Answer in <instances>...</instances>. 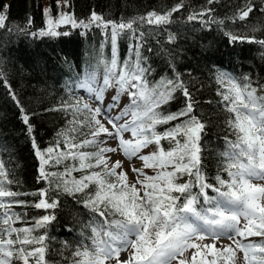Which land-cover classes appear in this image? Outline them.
Wrapping results in <instances>:
<instances>
[{"label": "trees", "instance_id": "obj_1", "mask_svg": "<svg viewBox=\"0 0 264 264\" xmlns=\"http://www.w3.org/2000/svg\"><path fill=\"white\" fill-rule=\"evenodd\" d=\"M246 3L253 4L254 11L240 19L239 12ZM3 5H8L7 9ZM177 5L182 7L173 11ZM48 8L52 11L46 17L44 10ZM261 9H264V0H212L211 3L209 0H68L67 6L60 8L56 7V0H48L47 8L41 0H0V13L6 16V27L0 29V164L3 166L0 171L4 173L0 181L20 194L0 198L5 201L4 206H0V231L9 227L31 229L30 233H13L12 239L17 235H28L33 240L44 237L42 243H17L13 249L30 251L43 247L42 264H77L84 259L77 256V252L95 250L97 237L93 227L106 229L113 221L123 219L111 209L105 210V216L101 217L91 205L85 206L95 194L94 183H89L83 191L75 190L74 180L102 172V168L80 169L79 159L70 157L54 163L60 151H68L65 142L69 138L75 144L92 139V128L86 126L91 113L84 110L87 102L78 87L89 78L104 81L106 75H111V24L107 28L97 27L96 22L89 25L93 13L116 24L136 21L131 30H118L117 67L112 69L115 77L110 81L113 85L120 87L116 80L122 67L125 63L134 65L137 59L146 69L144 79L149 90L160 89L162 81H182L193 104L190 115L204 125L199 139L200 183L227 191L232 181L229 172L237 169L227 168L228 161L222 153L228 150V141H236L237 136L228 123L230 118L234 119V114L225 108L227 102L223 96L229 94L232 82H236L242 88L247 85L254 89L256 97H264V43H261L264 41V11ZM62 11L71 15L78 26L66 22L54 25L59 35H40L41 31L48 32V21L57 18ZM152 12L171 14L166 23L141 21V17L146 18ZM189 16L194 19L190 20ZM80 21L89 26L82 27ZM65 32L68 34L63 35ZM233 36L238 39L233 40ZM173 96V100L156 111L168 115L183 110L187 103L183 89L174 91ZM76 107L81 111L77 112ZM187 120L188 117H182L157 124L155 131L162 134ZM177 139L184 142L182 136ZM174 146L175 141L161 139L159 145L154 143L153 153L160 149L167 152ZM49 147L56 149L53 159H49ZM37 150L42 153L40 157ZM97 150L98 139L97 145L72 151L92 153ZM91 162L95 163L94 159ZM41 167L44 173L56 175L45 178ZM66 169L71 170L69 175H65ZM155 170L152 177L173 169L169 166L167 169L155 167ZM177 177L178 184L192 183L188 193H171L179 197L177 204L191 195L199 201L195 205L197 209L208 207L195 177L186 173H177ZM221 180L225 183L221 184ZM213 187L203 190L208 197L217 196ZM13 199L23 203H7ZM41 200L56 201V206L37 208L35 205ZM99 207L104 210L103 204ZM6 212L15 214L9 224L3 223ZM44 216H49V221L37 226V221ZM112 229L115 230V225ZM254 241L256 244L264 242V235H257ZM256 255L255 264H260L259 257L264 253L257 251ZM8 259L10 264H24L15 252ZM36 259V256L29 257L28 264H36ZM214 260L215 264H228L220 253Z\"/></svg>", "mask_w": 264, "mask_h": 264}, {"label": "snow or ice", "instance_id": "obj_2", "mask_svg": "<svg viewBox=\"0 0 264 264\" xmlns=\"http://www.w3.org/2000/svg\"><path fill=\"white\" fill-rule=\"evenodd\" d=\"M212 0H209L211 3ZM67 6L68 0H64ZM60 0H56V7L60 8ZM8 5H3L7 9ZM182 5H177L173 11L179 10ZM264 11V9H261ZM52 11L51 8L45 9L44 13L47 17ZM207 11H211L208 9ZM254 11V6L251 3H246V6L239 12V18H247ZM171 13L158 15L155 12L148 13L147 17H141V21L147 19L151 23H166ZM204 13H201L203 15ZM189 19L194 17L189 16ZM6 16L0 13V29L6 27ZM31 21H29L30 23ZM70 22L73 27H77V22L69 14H60L58 21L54 23ZM96 22L97 27L107 28L109 24L112 26L111 42L113 45V56L111 68L103 81L104 87H107L110 81L115 77L112 69L117 67L115 46L119 30L133 28L136 21L121 22L116 24L111 21H104L102 17L93 13L89 25ZM53 23V21H49ZM80 25L88 27L83 21ZM54 30L48 32L41 31L40 35L57 36ZM68 33H63L67 35ZM142 36L143 33H140ZM233 40L238 39L232 37ZM264 43V41H261ZM137 56L139 54L137 53ZM146 69H144L139 59L134 65L129 66L127 63L122 67L116 82L120 85V90H129V98L131 108L121 110L115 116L109 114L115 109L119 100L117 97L112 99V107L108 112L103 114L106 116L108 124L111 125V130L97 116L101 115L102 109L97 106L92 109L88 104H84L83 108L91 113V118L86 126L92 128L91 140H84L80 144L71 143L69 138L65 142V148L68 151H60L54 159L55 164H59L61 160L72 158L79 159L80 169L98 167L102 168V172H92L84 175L79 180H74L77 191H83L89 186V183L96 185L94 196L85 202V206H92L93 211H97L101 217L105 216V210L111 209L115 213H119L123 219L113 221L106 229H97L93 227V233L97 237L94 239L95 250L93 252L85 251L77 252V256H83L84 259L78 261L77 264H105V261L116 259L118 264H172L178 256H182L188 248H203L212 249L216 253L215 244L200 245L194 243L196 239L203 240L206 236L212 239L226 237L235 239V237H245L251 235H264V207L257 204V201L264 199V186L254 185L252 179L264 180V97L258 98L255 96V90L250 89L245 85L243 88L236 82H232L229 94L223 96L225 108L230 113L234 114V119H229L228 123L234 129L237 139L236 141H228V150L222 153L227 158V168H236V172H229L232 177L231 183L228 185L227 191H220L213 186L200 183L201 172L198 167L200 163V134L203 132L204 125L197 120L195 116L190 114L193 111L190 94L187 89L183 88L182 81H162L160 89L152 88L149 90L147 82L144 79ZM87 87L91 93L92 87L88 81H84L81 85ZM177 89H183L187 103L186 107L176 113L161 115L156 111L162 104H166L174 99L173 93ZM101 93L96 92V101L99 105ZM141 101L143 103H141ZM81 111L79 107L75 109ZM131 115L130 121L126 120L123 124L119 121L124 120L126 116ZM182 117H188V120L182 124L175 125L171 130L162 134L155 131L157 124L168 123L173 120H179ZM25 123L28 122V117L24 116ZM81 124H85L81 121ZM95 125L93 128L92 126ZM31 128L29 127V132ZM131 133V139L125 140L123 134ZM103 133L111 139L118 140V147L122 150L125 157L131 159L136 156L141 149L149 144H160L161 139H170L175 141V146L167 152L160 149L157 153H152L148 156H139L144 162L145 167H159L167 169L169 166L172 171H161L157 176H144L140 169L133 168L137 173V183L144 187V196H139V190L135 184H127V174L125 172L117 173V169L121 167L120 161H115L111 166L108 164L106 153L116 152L117 148L99 147L96 152H73V149L82 148L86 145H97V137ZM184 137V142L181 143L177 137ZM103 143V142H101ZM35 146V145H34ZM58 148V145H57ZM56 151L55 148L49 147V159H53L52 154ZM38 157L42 153L37 150ZM245 159H241V158ZM94 159L95 163L91 161ZM152 162L151 164L149 162ZM246 161V162H245ZM47 161H42L46 163ZM0 164V169H2ZM70 169L65 170V175L70 174ZM42 175L47 178L48 175H56V173H44L41 167ZM177 173H186L189 177H195L201 188V194L204 197V204L208 207L196 208L199 203L196 197L188 195L182 204H177L179 197L171 195L173 192L185 194L192 187L191 181L187 183H176ZM4 173L0 171V175ZM144 176V179H139ZM109 177H115L114 181ZM219 179V177L217 178ZM148 181L149 183H146ZM224 184V181H220ZM11 183V181H9ZM213 187V191L218 194L216 197H208L203 191L205 188ZM44 193H42L43 195ZM20 195L4 186L3 181H0V198L16 197ZM8 204H20L23 201L9 200ZM5 201L0 200V206H4ZM104 205V210H101L99 205ZM37 208L55 207L56 201L47 203L41 200L35 205ZM257 209L260 215L257 216ZM243 216L247 223L243 228L239 227V218ZM15 218V214L6 212L3 216V223L9 224V221ZM49 216H44L40 221H37V226H42L43 223L49 221ZM259 220V223L256 221ZM105 223L107 221L105 220ZM115 225V230L112 229ZM255 227V231L253 228ZM30 233L31 229H14L7 228L0 231V264H10V258L14 252L24 260V264H28V258L36 256V264H42L43 247H38L32 250L24 248L13 249V245L42 243L44 237L30 239L28 235L23 237L17 235L12 239L13 233ZM102 232V234H101ZM134 237V238H133ZM237 246L244 252L245 260H249V252H252L251 261L257 260V251L264 253V242L260 244L248 243L243 244L239 240L235 241ZM131 249V255L127 260H119V254L122 251ZM226 252H233L231 246L224 249ZM194 253L192 259L195 260ZM234 254V253H233ZM249 261V264H251ZM260 264H264V255L259 257ZM179 264H186L185 259H181ZM201 264H205L201 261ZM215 264V260L211 262Z\"/></svg>", "mask_w": 264, "mask_h": 264}, {"label": "rangeland", "instance_id": "obj_3", "mask_svg": "<svg viewBox=\"0 0 264 264\" xmlns=\"http://www.w3.org/2000/svg\"><path fill=\"white\" fill-rule=\"evenodd\" d=\"M41 2H42L43 7L47 8L48 0H41ZM60 5L62 7L66 6L64 3V0H60ZM62 13L66 14L65 11H62L60 14H62ZM59 18H60V15L57 16V18H55V19L49 20V21H53V23H49V21H48L46 31H49L50 29L54 30L55 29L54 25L58 26V25L65 24V23H59V24L54 23L55 21H58ZM68 23L70 25H72L70 22H68ZM85 25H88V24H85ZM109 26H110V29L112 32V26L111 25H109ZM82 27H84V26L82 25ZM88 83L93 89V91L91 93L88 91L87 87H82V86L78 87V91L81 94V96L84 98V100L87 102V104L89 105L90 108L94 109L97 106L101 107L102 113H101V115L97 116L96 119H99L102 123H104L111 130V125L108 124L107 118L103 113L108 112L109 109L112 107V99L114 96L117 97V99L119 100V104L115 109H113L112 111L109 112L110 115L115 116L121 110L131 108L129 91L128 90L121 91L119 86L113 85L111 82L108 84L107 87H104L103 81H101V80L95 81L93 78H89ZM97 91H99L101 93V100L99 102V105L96 101V92ZM131 119H132V117H131V115H129V116H126L124 118V120L119 121V123L123 124L126 120L130 121ZM123 138L125 140L131 139L132 138L131 133L125 132L123 134ZM97 139H98V150H99V147L117 148L116 152H110V153L105 154L106 157H108L109 166H111L117 160L120 161L121 167L116 170L117 173L125 172L127 174V184L128 185L135 184L136 189L139 190V196L143 197L145 189H144V187H142V185L140 183H137V179H138L137 173L134 172L132 169L133 168L140 169L141 172L144 174V176H152L153 174L156 173L155 167H151V166L145 167L144 162L141 159H139V156H148V155H151L153 153L154 143L149 144L147 147L141 149V151L136 156L129 159V158L125 157L122 150L119 149L118 140L111 139V138L107 137L106 135H104L103 133H101L100 136L97 137ZM101 142H103V143H101ZM149 163L151 164L152 162L150 161ZM144 176H140L139 179L143 180ZM146 183H149V182L146 181ZM251 183L254 185L264 186V180L252 179ZM257 204H259L261 207H264V199L258 200ZM259 215H260L259 209H257V216H259ZM246 223H247V221L244 219L243 216H241L239 218V225L238 226L243 228V226ZM256 223H259V220H257ZM253 230L254 231L256 230L255 227L253 228ZM256 236L257 235L248 236L246 234L245 237L237 236V237H235V239H228L226 237H221L219 239L214 240V239L207 237V236L203 240L196 239L193 242L200 244L202 246L208 245L210 243L209 241L212 240L213 243H211V244H215L216 249L218 251L216 253H213V250L211 249L212 255L208 259V249L207 248L202 247L199 250V252L196 248H188L183 253L182 256H178V258L176 260H173L172 264H179V261L181 259H185L186 264H193V263H200L201 264V261H204L205 264H210L216 258L217 253H220L222 256H224V260L228 264H249V261H251L252 252L251 251L249 252V254H248L249 260L246 261L244 252L237 246L235 241L239 240L243 244L255 243L254 239L256 238ZM228 246H231V248L233 249V252L224 251V249ZM131 252H132L131 249L120 252L121 254H123V256H121V257L119 256V260L123 261L124 257L126 258V260L129 259ZM194 253H198L195 256V260L192 259ZM5 259H8V258H5ZM256 261H251V264H255ZM105 264H118V262L114 258L110 261H105Z\"/></svg>", "mask_w": 264, "mask_h": 264}, {"label": "bare ground", "instance_id": "obj_4", "mask_svg": "<svg viewBox=\"0 0 264 264\" xmlns=\"http://www.w3.org/2000/svg\"><path fill=\"white\" fill-rule=\"evenodd\" d=\"M209 244H211V242ZM211 255H212V250L211 249H208V259H209V257ZM123 260H126V258L124 257Z\"/></svg>", "mask_w": 264, "mask_h": 264}, {"label": "water", "instance_id": "obj_5", "mask_svg": "<svg viewBox=\"0 0 264 264\" xmlns=\"http://www.w3.org/2000/svg\"><path fill=\"white\" fill-rule=\"evenodd\" d=\"M212 243V242H211Z\"/></svg>", "mask_w": 264, "mask_h": 264}]
</instances>
